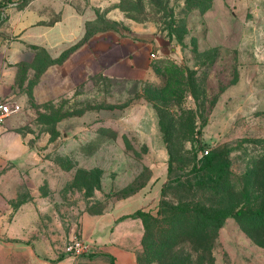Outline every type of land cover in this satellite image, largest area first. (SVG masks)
I'll return each instance as SVG.
<instances>
[{"label":"rangeland","instance_id":"rangeland-1","mask_svg":"<svg viewBox=\"0 0 264 264\" xmlns=\"http://www.w3.org/2000/svg\"><path fill=\"white\" fill-rule=\"evenodd\" d=\"M113 6L117 11H92L89 41L105 55L121 39L131 38L135 23L154 24L156 40H140L154 43L152 75L142 80L98 76L71 94L33 103L26 125L34 133L29 145L44 150V161L62 165L71 160L66 148L83 147L76 143L79 138L86 144L85 153L104 145L113 153L122 147L135 166L136 160L159 163L163 157L168 166L170 151V178L181 176L189 184L196 182L191 170L196 163L202 165L201 152L216 151L229 164L227 183L237 190L229 201L245 202L246 216L227 218L216 231L209 228L211 251L201 258L191 252L193 264H264V247L249 233L259 228L253 216L264 209V0H113ZM183 26L187 34L177 40L173 31ZM60 147L63 151L56 150ZM150 175L146 168L117 197L134 192ZM98 186L99 177L92 174L91 194ZM217 192L200 189L188 197L208 203ZM180 194L169 187L165 204L177 206ZM161 200L162 194L153 215ZM105 205L100 201L92 211ZM257 234L264 239V230ZM67 241L60 240L53 253L28 261L15 258L10 264L98 263L94 249L80 257L65 254ZM182 248L185 258L190 246Z\"/></svg>","mask_w":264,"mask_h":264},{"label":"crops","instance_id":"crops-1","mask_svg":"<svg viewBox=\"0 0 264 264\" xmlns=\"http://www.w3.org/2000/svg\"><path fill=\"white\" fill-rule=\"evenodd\" d=\"M113 9L117 11L113 0H0V88L7 99L20 106L19 112L0 125L3 264L53 253L60 240L68 238V243L77 234L92 244L97 264H101L99 260L102 264H140L145 228L140 218L131 216L139 211L154 212L166 183V157L159 163L134 159L135 166L128 150L120 147L113 153L104 145L85 153L86 144L79 138L74 141L83 147L66 148L65 155L71 160L57 164L44 161V150L29 145L34 133L26 127L33 103L71 94L92 76L150 78L154 24L135 23L131 38L121 39L118 48L114 46L105 55L86 39L92 11ZM122 48L127 53L116 56ZM44 149L50 151L51 147ZM57 149L63 151L64 147ZM146 168L150 169L149 180L133 193L117 197L134 185ZM92 174L99 177L93 194ZM100 201L106 203L103 210L92 211Z\"/></svg>","mask_w":264,"mask_h":264},{"label":"trees","instance_id":"trees-1","mask_svg":"<svg viewBox=\"0 0 264 264\" xmlns=\"http://www.w3.org/2000/svg\"><path fill=\"white\" fill-rule=\"evenodd\" d=\"M163 11L166 14V10L163 9ZM173 33L177 40H181L187 34V28L183 26L175 32L173 31ZM86 39H89V34ZM77 47L75 46L66 52L63 58L72 53ZM206 57H209V54ZM94 77L98 76H92L89 80ZM168 152V182L162 188V200L157 215L139 211L131 216L140 218L145 228L142 241L143 252L139 256L140 264H193L191 252L197 254L198 258L200 255L201 258V256L204 257L211 251L213 234L210 229L216 231L227 218H243L246 216L245 207H242L245 202L229 201V196L237 193V190L227 183L229 164L226 160L220 159L216 151L208 150L207 154L201 152L202 165L199 166L196 163L191 170V174L196 175L195 184L183 181L181 176L175 180L170 178L173 161L170 151ZM169 187L177 194H185H180L181 196L175 199L176 202L174 203L177 206H171L168 202L165 204L166 191ZM200 189L218 190V196L214 195L217 193H213L208 203L203 200L193 201L192 198L188 197ZM211 201L213 203L217 201V205H215L216 203L209 204ZM260 206H264V200L261 201ZM253 217V221L257 223L256 225L259 228L253 227L249 230V233L259 245L264 247V239L260 236V238L256 237L259 235L257 233L262 234L264 230V209L259 208ZM182 246H190L185 258H182L180 253L183 249Z\"/></svg>","mask_w":264,"mask_h":264},{"label":"built area","instance_id":"built-area-1","mask_svg":"<svg viewBox=\"0 0 264 264\" xmlns=\"http://www.w3.org/2000/svg\"><path fill=\"white\" fill-rule=\"evenodd\" d=\"M19 111L20 106L16 102L7 99L1 92L0 88V125ZM207 153L208 150L204 151V154ZM92 251V244L76 235L69 240L64 248V253L73 257L88 255Z\"/></svg>","mask_w":264,"mask_h":264}]
</instances>
